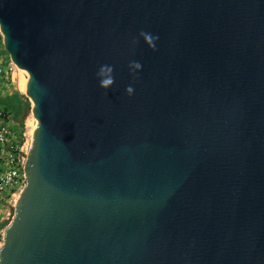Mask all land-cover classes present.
<instances>
[{
  "label": "water",
  "instance_id": "1",
  "mask_svg": "<svg viewBox=\"0 0 264 264\" xmlns=\"http://www.w3.org/2000/svg\"><path fill=\"white\" fill-rule=\"evenodd\" d=\"M0 36L35 122L0 264H264V0H0Z\"/></svg>",
  "mask_w": 264,
  "mask_h": 264
},
{
  "label": "built area",
  "instance_id": "2",
  "mask_svg": "<svg viewBox=\"0 0 264 264\" xmlns=\"http://www.w3.org/2000/svg\"><path fill=\"white\" fill-rule=\"evenodd\" d=\"M6 63H9L8 68ZM6 63L0 53V86L7 72L15 67L9 57ZM12 124L11 113L0 106V247L6 228V226L1 228L6 219L1 214L9 206L16 209V200L25 185L24 166L31 139L25 127L22 128L19 136H16Z\"/></svg>",
  "mask_w": 264,
  "mask_h": 264
},
{
  "label": "rangeland",
  "instance_id": "3",
  "mask_svg": "<svg viewBox=\"0 0 264 264\" xmlns=\"http://www.w3.org/2000/svg\"><path fill=\"white\" fill-rule=\"evenodd\" d=\"M0 53L3 56V61L6 63L8 55L6 52H4L2 40L0 41ZM6 64L8 68L9 63H6ZM13 93H18V95L21 98L22 105H25L27 101L29 102V99L26 95V81H25L24 74L20 70H18L16 67H14L11 71L7 72V74L5 75V79L3 80V83L0 86V97L11 95ZM32 119H33V116L31 114V105L29 109H24L18 118H16L14 114L11 113V121L13 122L12 124L13 133L16 136H19L20 132L22 131V128L25 127L26 129L25 131L27 132V135H28L30 133L29 129L32 125V121H33ZM19 120L22 122V124L19 122ZM17 206L18 205H16V210H17ZM6 213L8 215H6ZM14 214H15V210L13 207H10V206L8 209H6L3 212V214H1L4 218H6L4 220V223L1 225L2 229L3 227L8 225V223L13 218Z\"/></svg>",
  "mask_w": 264,
  "mask_h": 264
},
{
  "label": "trees",
  "instance_id": "4",
  "mask_svg": "<svg viewBox=\"0 0 264 264\" xmlns=\"http://www.w3.org/2000/svg\"><path fill=\"white\" fill-rule=\"evenodd\" d=\"M0 106H2L5 110H8L10 113H13L14 116L18 118L24 109H29L30 103L27 101L25 105H22L21 98L18 93H13L11 96L7 95L0 97ZM19 122L22 124L20 120Z\"/></svg>",
  "mask_w": 264,
  "mask_h": 264
},
{
  "label": "clouds",
  "instance_id": "5",
  "mask_svg": "<svg viewBox=\"0 0 264 264\" xmlns=\"http://www.w3.org/2000/svg\"><path fill=\"white\" fill-rule=\"evenodd\" d=\"M142 35H145V39L148 40L149 42H151L152 40L155 39L154 37H151L150 35H146V34H142ZM151 46L154 47L155 45L152 44ZM134 66L136 68H139L140 67V65H139L138 62L135 63ZM109 71H111V69H109ZM101 72H103V69H101ZM112 83H113V80H112V77L111 76H108L107 78H101L99 80V86L102 89H107ZM132 91L133 90H132V88L130 86L126 89V92H128L129 94H131Z\"/></svg>",
  "mask_w": 264,
  "mask_h": 264
},
{
  "label": "bare ground",
  "instance_id": "6",
  "mask_svg": "<svg viewBox=\"0 0 264 264\" xmlns=\"http://www.w3.org/2000/svg\"><path fill=\"white\" fill-rule=\"evenodd\" d=\"M18 70H20L23 74H24V77H25V81H26V85H27V83H28V76H27V74H26V72L25 71H23V70H21V69H19V68H17ZM23 89V88H22ZM25 89V88H24ZM32 114V113H31ZM33 116V115H32ZM33 121H32V125H31V127H30V135H32V132H33V128H34V125H35V122H34V118L32 119ZM19 202H20V196L18 197V199L16 200V205H18L17 206V210H18V207H19ZM16 210V211H17Z\"/></svg>",
  "mask_w": 264,
  "mask_h": 264
},
{
  "label": "crops",
  "instance_id": "7",
  "mask_svg": "<svg viewBox=\"0 0 264 264\" xmlns=\"http://www.w3.org/2000/svg\"><path fill=\"white\" fill-rule=\"evenodd\" d=\"M11 95H13V94H11ZM11 95H8V96H11Z\"/></svg>",
  "mask_w": 264,
  "mask_h": 264
}]
</instances>
